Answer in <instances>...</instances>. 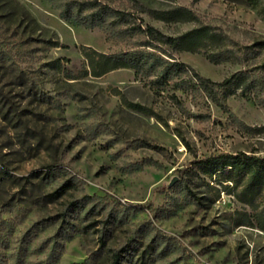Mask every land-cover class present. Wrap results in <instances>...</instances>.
Segmentation results:
<instances>
[{
  "label": "rangeland",
  "instance_id": "1",
  "mask_svg": "<svg viewBox=\"0 0 264 264\" xmlns=\"http://www.w3.org/2000/svg\"><path fill=\"white\" fill-rule=\"evenodd\" d=\"M175 5L196 21L147 14ZM102 6L133 17L73 21L79 7L83 18ZM262 10L264 0H0V264H112L118 252L119 264H264V232L236 223L251 209L198 165L264 156ZM146 25L173 37L208 25L238 51L213 63L155 43L170 59L129 29ZM82 46L155 51L213 82L246 80L221 106L191 73L162 87L132 69L81 76Z\"/></svg>",
  "mask_w": 264,
  "mask_h": 264
},
{
  "label": "trees",
  "instance_id": "2",
  "mask_svg": "<svg viewBox=\"0 0 264 264\" xmlns=\"http://www.w3.org/2000/svg\"><path fill=\"white\" fill-rule=\"evenodd\" d=\"M74 2L66 3L61 10L60 15L65 20L70 16ZM82 6V4H76ZM90 9L95 8L94 3L85 4ZM82 8L76 10V16L73 21L76 23L95 27L102 25L107 16H112L116 22L113 24H129L132 14L112 10L107 6H102L98 10L78 18ZM147 14L154 20L164 23H182L196 21L195 14L181 6H174L165 11L148 10ZM264 17V10L260 11ZM130 30L139 31L147 38L142 46L154 48L170 59H173L165 50H161L160 44L167 46L172 51H187L191 53L206 52L210 62L218 63L223 60L234 59L238 50L228 48L230 40L224 36L217 28L208 25H199L197 28L180 36H167L151 25H146L144 29L141 26H133ZM216 51L209 53L207 50ZM81 55L84 63L81 76L100 77L117 69H132L136 74L145 76H154L152 84L162 87L167 84L173 76L191 73L190 79L194 81L195 87L202 91L207 98L218 105H223V99L234 94V88H242L245 84L246 75L238 72L230 75L221 82H213L201 77L192 68L178 61H171L156 52L146 50L127 51L120 54H106L98 52L90 47L82 46ZM140 107V106H135ZM141 111L144 108L140 107ZM198 165L203 169H211L222 176L219 183L224 189L228 187V182L232 185L230 194L239 202L251 209L252 214L243 212L237 220L238 226H249L257 228L264 232V156L250 155L243 152L237 154H222L211 156L200 160ZM257 199L262 201L258 205ZM120 252L113 255L112 264H119Z\"/></svg>",
  "mask_w": 264,
  "mask_h": 264
}]
</instances>
